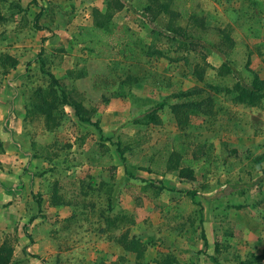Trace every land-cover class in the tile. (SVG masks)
Masks as SVG:
<instances>
[{
	"label": "rangeland",
	"instance_id": "1",
	"mask_svg": "<svg viewBox=\"0 0 264 264\" xmlns=\"http://www.w3.org/2000/svg\"><path fill=\"white\" fill-rule=\"evenodd\" d=\"M123 26L139 62L114 48ZM256 75L264 0H0L8 264H264V96L233 89Z\"/></svg>",
	"mask_w": 264,
	"mask_h": 264
},
{
	"label": "trees",
	"instance_id": "2",
	"mask_svg": "<svg viewBox=\"0 0 264 264\" xmlns=\"http://www.w3.org/2000/svg\"><path fill=\"white\" fill-rule=\"evenodd\" d=\"M33 1L36 2V0H33ZM153 1H155V0H153ZM152 5L153 4L150 3L145 9L147 11H151L153 8ZM160 5H158V7H157L159 9L158 10L159 14H161V12H163L162 10H165V11L167 10L166 4H160ZM171 13L173 14V16H178V14L175 12H171ZM156 16H158V14H156L155 17ZM38 29H42V28L38 27ZM80 29H81V34L84 36L85 40H89L91 42L92 40H94V38L99 37V34H98L99 33L98 32L99 27L96 28V27L82 26ZM171 31L177 32L178 34H181V32L183 31V28L172 27ZM107 42H106V44H107ZM115 42H116V46H114V48L118 46V48H119L118 53L121 54L123 61L135 63V62H139L141 60V54H140V50H139L140 39H139V35H138L137 31L132 30L128 26L120 27L117 31V36L115 38ZM181 44L185 45L186 43H181ZM189 45L190 46L194 45V43H190ZM42 50H44V49H42ZM42 70L44 71V62H42ZM44 72H46V74L49 76L51 85L57 86V89L59 91L60 102L62 104L72 106L76 115L78 116V118L81 121L94 124V126L101 132L102 129L100 127V124L98 122H92L91 118L85 113V110H84L82 103L71 101L69 99V97L67 96V93L65 92V90L62 89L59 79H57L56 76L54 74H52L51 72H48V71H44ZM201 73H203V72L201 71ZM233 89H234V91L238 92L237 95L235 96L237 101L243 102V103L245 102V103H249V104H256L258 102V100H260L264 96V80L256 75L250 81V85H243V84L237 82L234 85ZM228 91L229 90H227V92ZM229 92H231V91H229ZM44 104H47V103H44ZM46 114L49 116L48 111H46ZM184 163H186L187 165H184V167L182 168L181 175L186 174L187 176H189L191 173H193V171L191 170V165L193 164V160L192 159H185ZM187 194L194 197L195 192L194 191H187ZM202 236H203V239L205 241V244H207L208 240H207V237H206L204 230L202 232ZM9 261H10V255L9 254H2V250H1L0 262H6V264H8ZM259 263L260 262L257 261V262H254L252 264H259ZM243 264H247V263H243Z\"/></svg>",
	"mask_w": 264,
	"mask_h": 264
}]
</instances>
